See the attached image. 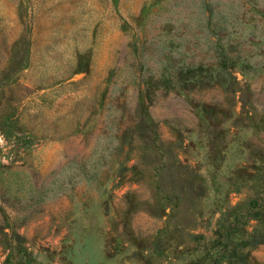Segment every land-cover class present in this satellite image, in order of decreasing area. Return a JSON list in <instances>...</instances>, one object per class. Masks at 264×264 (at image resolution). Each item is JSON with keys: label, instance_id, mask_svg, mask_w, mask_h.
Wrapping results in <instances>:
<instances>
[{"label": "rangeland", "instance_id": "rangeland-1", "mask_svg": "<svg viewBox=\"0 0 264 264\" xmlns=\"http://www.w3.org/2000/svg\"><path fill=\"white\" fill-rule=\"evenodd\" d=\"M221 49L230 90L166 80ZM206 252L264 264V0H0V264Z\"/></svg>", "mask_w": 264, "mask_h": 264}, {"label": "trees", "instance_id": "trees-1", "mask_svg": "<svg viewBox=\"0 0 264 264\" xmlns=\"http://www.w3.org/2000/svg\"><path fill=\"white\" fill-rule=\"evenodd\" d=\"M212 13L209 12V16L207 18V25H212L210 21ZM216 48H220L221 46L217 43L215 45ZM216 59V65L218 69L214 70L212 66H205L202 64L195 65H176L174 71L171 74H168L166 80L169 81L173 87L180 88H190L195 85H206V84H218L226 89L232 88V79L233 75L231 74V67L233 65V59L230 55L223 52V50H218ZM144 96L145 98L150 97L151 90L148 87H144ZM25 143H29L31 138L25 137L23 138ZM220 220V219H219ZM220 227L223 228V231L220 230ZM230 224H224L223 221H217V228L215 229L216 235L210 240V242L215 244H220L219 249H226L228 244L230 243V238L228 235V229ZM220 254L219 252L215 253L213 256L211 254L205 253V257L210 261L208 264H217L216 258Z\"/></svg>", "mask_w": 264, "mask_h": 264}]
</instances>
